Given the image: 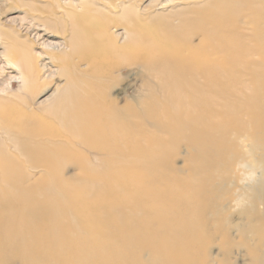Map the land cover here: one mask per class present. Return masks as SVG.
Wrapping results in <instances>:
<instances>
[{
  "label": "bare ground",
  "instance_id": "1",
  "mask_svg": "<svg viewBox=\"0 0 264 264\" xmlns=\"http://www.w3.org/2000/svg\"><path fill=\"white\" fill-rule=\"evenodd\" d=\"M87 2L51 16L58 122L0 127V264H264V0Z\"/></svg>",
  "mask_w": 264,
  "mask_h": 264
},
{
  "label": "rangeland",
  "instance_id": "2",
  "mask_svg": "<svg viewBox=\"0 0 264 264\" xmlns=\"http://www.w3.org/2000/svg\"><path fill=\"white\" fill-rule=\"evenodd\" d=\"M58 3L62 5H83L86 8H89V5H91L87 0H0V127L12 124L15 121V117L19 120L23 119L27 109L23 103L24 99L32 104L33 118L44 120L50 125L58 122L55 121L51 113L45 111L52 104L53 100L57 99V88L61 87L65 89L64 83L66 78L62 75L63 67L60 70L61 64L59 63V61L62 62L60 58L62 54L57 51L51 52L52 55H47L46 53L48 45L60 43V37L63 36L62 32L66 27L65 23L59 24L60 27H57V29L55 26H51L55 22L52 19L53 12L56 9L60 11L57 8ZM210 7L212 8L211 14H215L216 7L213 5H210ZM168 8L171 9L172 7H167L166 11L162 10V13L167 14ZM96 12L94 11V13ZM94 21L100 20L95 19ZM246 32L248 34L251 33V27H248ZM15 38L32 44L33 53L38 54L41 58V63L46 64L47 67L40 73L42 75L40 79L37 73L34 77L33 73H30V70H26V75L21 76L20 72L22 68L19 69L16 64H14L13 68L8 67L9 64L5 61L7 59L5 54H8L9 58H12L13 54L11 52H15V63L18 62L19 56H22L19 51L15 50ZM133 70L129 73L123 71V75L119 74L118 76L113 93L120 96L121 102H123L125 94L128 95V98H132L131 96L135 93L133 89L137 81ZM31 76L33 77L32 81ZM23 78L27 82L24 86L22 84ZM128 84H133V86L127 87V92H124V89L123 93H121V89ZM16 124H21V122L17 121ZM183 162V155H180L176 163L182 165Z\"/></svg>",
  "mask_w": 264,
  "mask_h": 264
}]
</instances>
